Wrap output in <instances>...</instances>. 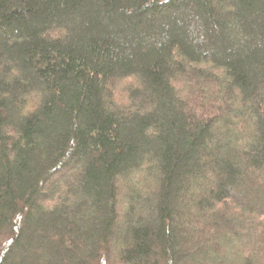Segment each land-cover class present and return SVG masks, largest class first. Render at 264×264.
I'll return each instance as SVG.
<instances>
[{
  "label": "trees",
  "instance_id": "16d2710c",
  "mask_svg": "<svg viewBox=\"0 0 264 264\" xmlns=\"http://www.w3.org/2000/svg\"><path fill=\"white\" fill-rule=\"evenodd\" d=\"M0 264H264V0H0Z\"/></svg>",
  "mask_w": 264,
  "mask_h": 264
}]
</instances>
